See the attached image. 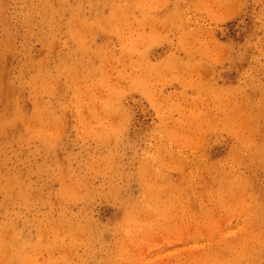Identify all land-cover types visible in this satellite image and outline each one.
Returning a JSON list of instances; mask_svg holds the SVG:
<instances>
[{
  "label": "rangeland",
  "instance_id": "1",
  "mask_svg": "<svg viewBox=\"0 0 264 264\" xmlns=\"http://www.w3.org/2000/svg\"><path fill=\"white\" fill-rule=\"evenodd\" d=\"M0 264H264V0H0Z\"/></svg>",
  "mask_w": 264,
  "mask_h": 264
}]
</instances>
